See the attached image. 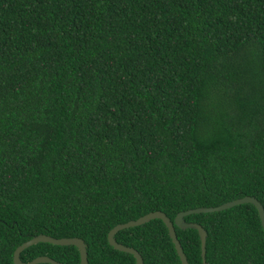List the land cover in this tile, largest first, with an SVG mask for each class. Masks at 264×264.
I'll use <instances>...</instances> for the list:
<instances>
[{
    "label": "trees",
    "instance_id": "16d2710c",
    "mask_svg": "<svg viewBox=\"0 0 264 264\" xmlns=\"http://www.w3.org/2000/svg\"><path fill=\"white\" fill-rule=\"evenodd\" d=\"M246 196L264 206V0H0V264L38 235L136 264L115 226ZM186 221L207 264H264L253 204ZM176 232L203 264L198 231ZM115 238L182 264L160 219ZM40 256L81 264L50 243L21 259Z\"/></svg>",
    "mask_w": 264,
    "mask_h": 264
},
{
    "label": "water",
    "instance_id": "95a60500",
    "mask_svg": "<svg viewBox=\"0 0 264 264\" xmlns=\"http://www.w3.org/2000/svg\"><path fill=\"white\" fill-rule=\"evenodd\" d=\"M243 204H253L257 208L260 218H261L262 226L264 228V206L255 197L246 196L244 198H240V199L227 202L218 207H201L197 209H191L188 211L180 212L175 218L174 222L165 213L161 211L151 212L147 215L140 217L137 220H133L128 223L119 224L115 226L108 233V241H109V244L112 247H114L116 250L133 255L136 259V264H144V258L142 257L139 251H137L136 249L132 247H127L117 242L115 236L121 230L142 226L144 224L151 222L152 220L160 219L165 223L166 227L169 230L170 237L172 239L173 244L175 245L176 251L180 257L182 264H190V263L188 261L186 253L184 252V248L178 238L176 227L183 229V230H187V229L197 230L199 233L201 242H202L201 248H202L203 264H207L206 246H207L208 233L205 230V228L201 226L200 224L194 223V222H187L186 217H188L189 215H193V214H202V213L207 214V213L220 212V211H224V210L233 208L238 205H243ZM38 243H50L56 246H75L78 248L80 252L81 264H89L87 245L83 239L76 238V237L57 239V238H54L48 235H38L24 242L22 245H20L14 253V263L15 264H42V263L63 264L48 256L37 257L28 263L23 262L21 259L22 252Z\"/></svg>",
    "mask_w": 264,
    "mask_h": 264
}]
</instances>
